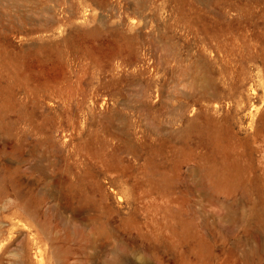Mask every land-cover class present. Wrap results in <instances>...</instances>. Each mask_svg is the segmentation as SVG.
Here are the masks:
<instances>
[{"label": "rangeland", "instance_id": "rangeland-1", "mask_svg": "<svg viewBox=\"0 0 264 264\" xmlns=\"http://www.w3.org/2000/svg\"><path fill=\"white\" fill-rule=\"evenodd\" d=\"M0 264H264V0H0Z\"/></svg>", "mask_w": 264, "mask_h": 264}]
</instances>
